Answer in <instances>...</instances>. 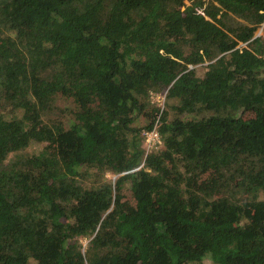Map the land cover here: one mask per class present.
<instances>
[{
    "label": "trees",
    "instance_id": "16d2710c",
    "mask_svg": "<svg viewBox=\"0 0 264 264\" xmlns=\"http://www.w3.org/2000/svg\"><path fill=\"white\" fill-rule=\"evenodd\" d=\"M261 27L264 0H0V264H264Z\"/></svg>",
    "mask_w": 264,
    "mask_h": 264
},
{
    "label": "rangeland",
    "instance_id": "374dc122",
    "mask_svg": "<svg viewBox=\"0 0 264 264\" xmlns=\"http://www.w3.org/2000/svg\"><path fill=\"white\" fill-rule=\"evenodd\" d=\"M264 29H263V27H261L258 31H257V34H262L264 31H263ZM198 67V72H199V74H201V75H205V73L207 72V70H208V67H207V65L205 64V65H199V66H197ZM163 98H164V95L162 96V95H157V96H155V98H154V100L156 101V102H158V103H160V102H163ZM61 106V105H60ZM243 117H245V118H251V117H253V114L252 113H250V111H248V110H246V112H244L243 113ZM145 122V120L142 118V117H139L138 118V120H137V122H136V125L138 124V125H142L143 123ZM116 175H114L113 173H107L106 174V180H108V181H112V182H114L115 181V179H116ZM206 178H208L207 177V175H204L203 176V181H204V179H206ZM83 241V243H84V245H87V243H88V241L87 240H85V239H83L82 240Z\"/></svg>",
    "mask_w": 264,
    "mask_h": 264
},
{
    "label": "built area",
    "instance_id": "2783aa9c",
    "mask_svg": "<svg viewBox=\"0 0 264 264\" xmlns=\"http://www.w3.org/2000/svg\"><path fill=\"white\" fill-rule=\"evenodd\" d=\"M164 98H163V102H160V104L163 107H164V101H165ZM158 121H159V119H158ZM158 121H157V123H158ZM157 123L152 130L146 131L144 133L148 151L152 150L153 148H157L159 145L162 144V139H161L160 133H159L158 128H157Z\"/></svg>",
    "mask_w": 264,
    "mask_h": 264
},
{
    "label": "water",
    "instance_id": "95a60500",
    "mask_svg": "<svg viewBox=\"0 0 264 264\" xmlns=\"http://www.w3.org/2000/svg\"><path fill=\"white\" fill-rule=\"evenodd\" d=\"M257 35H259V34H257Z\"/></svg>",
    "mask_w": 264,
    "mask_h": 264
}]
</instances>
